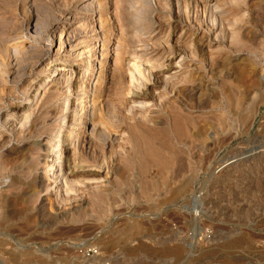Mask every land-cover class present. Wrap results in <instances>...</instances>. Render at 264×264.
I'll list each match as a JSON object with an SVG mask.
<instances>
[{
    "label": "rangeland",
    "instance_id": "1",
    "mask_svg": "<svg viewBox=\"0 0 264 264\" xmlns=\"http://www.w3.org/2000/svg\"><path fill=\"white\" fill-rule=\"evenodd\" d=\"M195 1L0 0V261L20 255L19 241L30 245L26 258L60 264L85 260L82 246L109 264L124 254V264H264V154L242 159L233 174L218 170L264 150V0L212 13ZM73 16L83 19L70 25ZM155 27L161 33L152 37ZM63 29L105 38L93 102L62 84L34 97L54 70L42 73ZM166 35L185 58L180 72L132 58ZM134 91L148 105L132 102ZM87 100L92 110L76 114ZM20 110L31 113L27 122L7 120ZM84 121L77 138L74 125ZM66 137L76 168L66 183L49 182L46 159ZM182 241L186 249L173 252Z\"/></svg>",
    "mask_w": 264,
    "mask_h": 264
},
{
    "label": "bare ground",
    "instance_id": "2",
    "mask_svg": "<svg viewBox=\"0 0 264 264\" xmlns=\"http://www.w3.org/2000/svg\"><path fill=\"white\" fill-rule=\"evenodd\" d=\"M183 1L185 2V0H176V3L179 4L180 2H183ZM186 1L189 4H196V5L198 4L195 0H186ZM236 1L237 0H204L201 3L204 4L203 6H205L204 7L205 9L208 8L209 12L211 11V13H212V12H217V11L223 10L222 8L224 6L230 5L231 3H234ZM211 4H212V6H211ZM94 16H96V14H89V16H84L83 18L86 20L92 21V20H94ZM83 18L79 17V16H73L70 19L69 24L70 25L71 24H78V23H80V21H82ZM63 27H65V26H63ZM68 28H71V26H69ZM61 31H62V33L59 35V43H58L57 49L54 52L52 51V53L50 52V54H49V56H52V61L47 67H44L42 69V73L45 72L47 74L52 69H54V70L52 72L48 73L49 77L46 79L48 82L44 81L43 84H41V85L38 84L34 88H33L34 84L31 86V89L33 88L35 90V91L33 90L34 97L40 92V90L43 87H45V89H46V91L45 90L44 91L47 92V91L61 89V84H62L64 86V87L63 86L62 87L67 90L66 93L70 94L72 92H76V93L79 92L80 95H82L81 96L82 98H84V99L85 98L86 99L91 98L90 102H93L92 98L95 96H94V94H91L89 92L90 91L89 90L90 89L89 84H91V76L93 75V72L95 70H97V72H98L97 78L99 79L98 82H96V83H99L101 81V79H103L101 76V71L103 68L104 57L106 55L105 54L106 49H104L105 38L103 35H100V33L98 32V33H95V35L92 34V36H86L85 38H82L79 40V38H77L76 35L70 36V33L64 29ZM154 32H156V33H154ZM154 32H153L152 37H156L158 34H160L161 29H158L157 27H155ZM181 34L182 35H180V37L178 39H183L185 37V35L187 34V30L183 31V33H181ZM63 37H64V39H63ZM165 39L166 40L168 39V35H166ZM166 40L164 42L161 41V43H155L152 40H149V41L144 42L143 44H141L139 46L137 45L138 47L134 50L132 58L137 60V62H145V66L153 67L154 70L160 72L161 74H166V73L176 74L177 72H180V70L183 69V67L185 65L184 64L185 58L178 51L172 52L173 50L171 51V49H170V47H171L170 43L168 40L166 42ZM50 43H51V44H49L50 47L53 48L54 47L53 43L52 42H50ZM149 62H152V63L149 64ZM135 63L133 64V66H135ZM55 66L57 67L56 71H55V69H56ZM59 67H61V69H58ZM65 67H71L72 69L68 70V69H65ZM81 72L83 73L82 77L76 78L75 80H71V78H70L71 74H79ZM55 73H56V76L51 78V75H53V74L55 75ZM91 89H93V88H91ZM94 90L99 92V87L94 86ZM131 97H134V98H132V100H133L132 102L137 103L138 106L148 105L143 100L146 97L145 94H139V93H137V91H134L132 93ZM87 102H88V100L85 102L84 105H82V103L81 104L77 103L76 106H74V111H76V114H78L79 112L81 114H83V113L88 112V110H92L93 106L87 105ZM21 112L22 111L20 110V113L18 111V113H15L13 115H8L7 120L13 122V124H15V125H19V124L23 125V123H24L23 121L27 122L26 120L29 119L31 113L25 114V113H21ZM80 118H81V116H80ZM84 123H87V122L84 121V122H80L78 125L77 124L74 125L75 129L78 131V134H75V135H77V138H78V136H80L81 132L83 131L82 124H84ZM70 139H71V137H66V139L64 141H62V143H58L59 146H56V148H53V150H54L53 154L48 159H46L47 163H50V165H51L50 169L52 172L51 176H48V178L50 179L49 182H51V180L53 179V183L56 180H58V181L63 180L66 183V181H67L66 175L69 174L68 172H71L70 170L72 167H74V170L76 168V159H77L76 156L77 155L74 152V147H73L74 139H72V140H70ZM66 142H68V143H66ZM40 146L44 147V145H40ZM263 154H264V150H260V151H252L250 154H248L247 156L245 155V157L240 158V159L229 158V159L225 160L223 163L218 165V170L219 169L220 170H224V169L226 170L227 169L226 170L227 173H228V171L231 170L230 172L233 174L232 169L241 165V163L243 161L242 159H245L247 161L248 160L251 161V159H253L254 157L256 158V156H258V155L262 156ZM230 172L228 173L229 175H230ZM229 175L226 177L228 178ZM92 182H94V181H92ZM203 195H202V193L199 195H195V198H196L195 202L196 201L198 202L199 199L201 200ZM203 199H204V197H203ZM204 206L202 205L199 209L203 210ZM125 232H126V230H125ZM180 235L183 236L179 232L178 238L179 237L181 238ZM176 236H177V233L171 235L170 238L168 236V238L171 239L172 241L176 242V238H175ZM143 238H145V237L141 236L139 238V242H140L138 244L139 255H141V253L143 251L142 249L146 247V245L142 241ZM183 240H185V239L183 238ZM177 241H179V239H177ZM177 243H178V245L176 247L172 248L173 249L172 251L179 254L184 249H186L185 247H187V246H185V242H183L181 245H179V242H177ZM135 255H136V253H135ZM130 258H131V256H130ZM123 259L125 261H123ZM121 261H122V264H124V262H127L125 254L121 258ZM125 264H127V263H125Z\"/></svg>",
    "mask_w": 264,
    "mask_h": 264
},
{
    "label": "built area",
    "instance_id": "3",
    "mask_svg": "<svg viewBox=\"0 0 264 264\" xmlns=\"http://www.w3.org/2000/svg\"><path fill=\"white\" fill-rule=\"evenodd\" d=\"M14 252H19L20 255L18 254L16 257L13 258H6L4 259V261H0V264H60L56 261L54 262H46L45 259H43L42 257H38L36 259H29L26 258L23 255V251L27 248L30 247V245H27L25 243H20L18 242H14ZM35 248V247H34ZM77 254L85 260H79L78 264H109V260L108 261H103L102 258H98L100 257V255L98 254V250L96 248H90V247H78L77 249ZM101 261V263L97 262V261Z\"/></svg>",
    "mask_w": 264,
    "mask_h": 264
}]
</instances>
